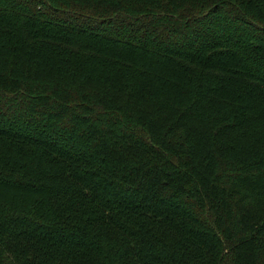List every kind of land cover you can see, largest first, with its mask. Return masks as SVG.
<instances>
[{
    "label": "trees",
    "instance_id": "1",
    "mask_svg": "<svg viewBox=\"0 0 264 264\" xmlns=\"http://www.w3.org/2000/svg\"><path fill=\"white\" fill-rule=\"evenodd\" d=\"M0 264H264V0H0Z\"/></svg>",
    "mask_w": 264,
    "mask_h": 264
}]
</instances>
